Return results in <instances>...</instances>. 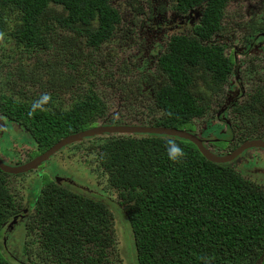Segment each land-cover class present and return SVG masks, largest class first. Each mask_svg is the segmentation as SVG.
Returning a JSON list of instances; mask_svg holds the SVG:
<instances>
[{
	"label": "trees",
	"instance_id": "obj_1",
	"mask_svg": "<svg viewBox=\"0 0 264 264\" xmlns=\"http://www.w3.org/2000/svg\"><path fill=\"white\" fill-rule=\"evenodd\" d=\"M176 2L183 10L205 7L198 31L209 35L217 29L225 0ZM58 6L66 14H56ZM111 14L104 0H0V45L13 46L8 52L0 47V114L24 128L39 153L98 124H123L108 116L106 103L92 91L90 77H98L95 56L63 48L66 42L53 36L54 29L65 26L95 43L86 47L96 46L110 33L112 21L104 17ZM229 59L219 47L175 36L158 62L163 78L148 93L151 106L161 110L153 125L182 130L193 120L210 119L222 103L223 91L217 92L232 72ZM257 82L244 103L230 108L241 139L237 145L264 127V80ZM26 83L53 94L26 90ZM62 92L68 94L64 99ZM168 140L184 149L180 160L168 159ZM75 146L77 151L84 147L85 165L96 174L98 166L103 174L85 186L97 183L98 193L115 196L106 200L44 182L30 224H24L26 259L19 260L2 237L25 207L12 189L15 175L0 171V264H123L114 232L122 214L136 264H264V189L236 170L237 160L212 163L191 142L157 134L97 135Z\"/></svg>",
	"mask_w": 264,
	"mask_h": 264
},
{
	"label": "flooded vegetation",
	"instance_id": "obj_2",
	"mask_svg": "<svg viewBox=\"0 0 264 264\" xmlns=\"http://www.w3.org/2000/svg\"><path fill=\"white\" fill-rule=\"evenodd\" d=\"M104 2H105V6L112 13L111 15L104 17L106 20L112 21V28L110 30V33L107 35V37L101 42L97 43L96 46L91 45V47H86L87 44L90 45L95 43H89L88 41L85 42L83 38L77 37L75 35V32L72 31V29H70L69 27L58 26L56 29H54L56 32L55 34H53V36L66 42V46L63 48H70V50L73 49L79 50V53L85 51L86 54L93 55L95 53L110 51L112 45L114 44L117 45L116 51L122 49L127 51L135 50V49L138 50L141 47L140 46V44L142 43L141 40L145 39V44L143 48L138 52V55L140 56L139 62L142 63V61H144L148 65L154 63L157 65L160 58H162L165 52L168 50L169 44L175 36L183 35V37L187 39L195 40V43L197 44H204V45L208 44L210 46L219 47L223 56H225L227 59H229L230 56L233 58L234 65L232 67V72L227 76L229 77L228 81L225 84H222L221 89H219L217 92L219 93L223 91L221 96L222 103L219 106L214 107L210 115V119H206V122H204L203 124L200 123L199 119H196V121L193 120L192 124L194 125L196 135L202 139L203 144L205 146L215 143H224L225 147L223 148L224 150L221 152V155L230 153L226 151L227 147L230 145L236 149L244 142H248V141L264 142V127L262 128L257 127L255 129V132L253 131L251 132V136L248 139L243 140L237 145V142L241 141V139L238 134V131L232 126L231 115H230L231 113L230 108L235 103H237V101H239L240 103H244L247 100V93L251 91L252 87L256 86V83H258L257 81L255 82L253 81V83L249 85L250 77L254 75L259 76L258 73L264 70L263 62H261V60L264 58V19L262 18V16H264V0H225V4L223 5L222 8V13H221L222 15L219 18L217 29L211 30L209 35L203 31H198V27L201 24L203 12L205 10V7H203L200 4L195 5L193 8H188L186 10H183L178 7L177 5L178 2H176V0H173L172 10H169L165 5V3L163 2V0H141V1L140 0H104ZM135 3L139 6L137 16L140 18L139 20V23L141 24L140 29L145 28V32H146L145 37L136 38L131 28H127V29L125 28L121 36L115 37L116 32L119 30V26L123 23L126 13L130 12V10L132 9ZM229 3L232 4L233 9L238 4H244V8H243L244 20H241L240 15L234 14L232 11L231 14L227 15V17L231 21V24L223 23L222 18H223L224 9L228 6ZM154 4H158L161 6L154 7ZM61 8H62L61 6H58V8L56 9V14L57 13L66 14L64 9ZM169 11H170L169 19L162 18ZM258 16H260L262 20H259ZM91 26L95 27L97 26V24H92ZM206 36L209 37L205 38ZM112 39H117V41L113 42ZM123 40L128 42L127 46L125 47H122L120 45V42ZM78 42L81 44V47L79 48L73 47ZM93 65L97 67L96 63L94 62ZM140 67L141 66H139L138 70L144 72L145 70H142ZM260 80H264V79H260ZM202 82L198 83L199 86H202ZM28 84L29 83H26L25 85L28 86ZM211 85L213 86V83H211ZM41 86L31 83L28 87H32L33 90L34 89L39 90ZM148 87H150V79L148 78V74L145 75L143 74V77L133 85L132 87L133 93L131 95H135V94L145 95L144 93L145 89H147ZM155 87L156 86L151 87L149 90L152 92L153 88ZM41 89L46 90V92L53 94L50 88L44 87ZM198 94H200V91H198ZM210 97L212 100L215 99L214 95ZM148 98L150 99V97ZM148 103L151 104V101ZM222 108H225V111L219 114L220 109ZM108 116L113 118V120H116L118 119L119 115L115 116L108 114ZM227 117H229V119ZM119 119H121L123 124H119V125L104 124V126H136V125L126 124V122L128 121L122 120V118ZM135 120L146 123V121H144L143 119L137 118ZM214 121L218 123H223L225 125V129L223 132L218 133L213 131L214 129H212V122ZM98 125H103V124H98ZM21 128L22 127L16 125L13 122V120H9L8 118L0 114V140L4 138V136L11 133H20L19 135H22V133H25L26 130L24 128L22 129ZM19 130L20 132H18ZM104 134H110V133H103L100 134L99 136H102ZM132 135H137V133H134ZM215 139L218 140L215 141ZM76 143L69 145V146H73L71 149L74 148L78 149V147L75 146ZM63 148L55 152L48 159H50L51 157H55V154L58 155L60 152L63 151ZM234 148L232 149V151L234 150ZM253 152L255 153L257 152L259 155L264 156L263 149L252 148L245 150L234 160H237L238 163L243 161L245 164V162H248V160L254 157L252 155ZM22 158L24 159V162L21 161L18 163V165L26 163L27 161L31 160L34 157H30L31 158L30 159L26 155ZM40 166L29 172L17 174L15 175L14 179L12 178L13 179L12 184H14L13 188L16 194H19L18 190L20 188L22 189L25 188L26 192L23 193L24 197L22 201L25 209H23V211H21L19 215L13 217L12 220L15 219V222H13L11 227H7L8 225L5 227L3 232L4 235L2 237L4 246L7 240H11L10 235L14 233L15 229L18 226H20L22 222L25 225L30 224L31 209L29 208V204L33 198H34L33 201H35L36 197L40 192L38 191L39 178L42 177V175L41 176L38 175L39 174L38 168ZM51 168L54 173V175L51 174V180L57 185L63 187H69V188L71 187L76 188L80 190V192H77L79 194H81V191L94 193L91 188L85 186L86 182L78 178L74 179L73 176L74 174H68L65 171H61V169L56 168L54 164L51 165ZM253 170L255 174L264 173V168H254ZM253 170L247 171L248 175L251 172L250 175L252 181L264 189V179L261 180L263 181L261 184L259 180L253 177L254 176ZM96 188L98 189V185ZM101 188H102V184H101ZM106 194H108V192ZM21 243L23 246L24 241L23 240L22 242L20 241L19 245ZM7 250L10 252L8 248ZM19 255L25 256L24 249H23V253L21 252L20 254H18L16 251L11 256L18 258L19 260H24Z\"/></svg>",
	"mask_w": 264,
	"mask_h": 264
},
{
	"label": "rangeland",
	"instance_id": "obj_3",
	"mask_svg": "<svg viewBox=\"0 0 264 264\" xmlns=\"http://www.w3.org/2000/svg\"><path fill=\"white\" fill-rule=\"evenodd\" d=\"M141 1V0H140ZM165 5L169 10H172L173 6V0H163ZM161 5L154 4V7H158ZM243 8L244 4H238L234 7L231 3L228 4V6L224 9L223 13V23L224 24H231L230 19L227 17L228 14H231L232 11L234 14H238L241 17V20H244L243 17ZM139 6L135 3L130 10V12H127L123 23L119 26V30L116 32L115 37H119L123 34V30L126 28H131L133 31V34L138 37H145L146 32L145 28L140 29L141 24L139 23L140 18L137 16L138 14ZM170 17V11L167 12L162 18L169 19ZM161 18V17H158ZM264 19V16H262ZM260 16H258L259 20H262ZM112 41H117V39H112ZM142 43L140 44V48L138 50H119L116 51L117 45L114 44L111 47V50L108 52H100L93 54L95 57L93 58V62L96 63V75L98 77H90V82L93 84L94 90H92L98 98L103 100L107 108L106 110L109 111L110 115L118 116L119 118H122V120H126V124L136 125V126H150L154 127V123L152 122L153 119L161 116V110L157 108H153L150 102L149 97V89L151 87L157 86L160 83V79L157 73H159V70L157 69V65L151 64L148 65L144 61L139 62L140 56L138 55V52L143 48L145 44V39L141 40ZM2 42V41H1ZM127 41L123 40L120 42V45L122 47L127 46ZM2 48L6 49L7 52L13 49V46L9 43L2 42L1 45ZM73 47L79 48L81 47V44L78 42ZM147 48V47H146ZM85 52V51H84ZM114 52V53H111ZM43 59H47L46 56L43 55ZM52 61L54 59L51 58ZM263 62L264 66V58L261 60ZM143 64V65H142ZM139 66L142 70H145L144 72L139 71ZM138 67V68H137ZM111 72L110 77H105L103 75L104 72ZM44 79H46V72L44 70H41L40 72ZM143 74H148V78L150 79V87L145 89V95L135 94L131 95L133 93V85L139 81ZM259 76L254 75L250 77L249 85L253 83V81H258L260 79H264V70L258 73ZM86 85V83H85ZM82 89H86L87 87L82 85ZM247 87V86H244ZM249 87V86H248ZM248 89V88H247ZM62 98L68 96L67 93L62 92L60 94ZM60 102L62 100L60 99ZM221 110V109H220ZM225 109L221 112L223 113ZM220 113V114H221ZM143 119L145 122L142 121H136L135 119ZM229 119V117H227ZM196 121V120H195ZM205 121L204 119L200 120V123L203 124ZM148 123V125H147ZM198 123V121H197ZM182 130H185L187 132L196 134L194 125L192 123H188L184 125ZM212 129L215 132H223L225 129V125L223 123L218 122H212ZM179 130V129H177ZM20 132V131H18ZM217 133V134H218ZM20 133H11L4 138L0 140V158L2 161L8 165V166H16L19 162L24 161L22 157L28 156L30 157H36V155L39 154L37 149L35 148L34 141L30 138L29 134L22 133V135H19ZM218 139H215L217 141ZM224 140V139H223ZM225 147L224 143H215L208 145L207 148L210 149L211 152L214 154H220L224 150ZM84 147L82 146L80 150L76 152V149L71 148H63L62 152H58L59 154L55 157H51L46 162H44L39 168V174H42V177L39 178V185L38 188L44 183L51 180V174L54 175L51 165L54 164L56 168H60L61 171H65L68 174H74V179H81L82 181L86 182L88 185H92L97 179L103 176L102 172L100 171L99 167L97 166V174L95 172H92L88 166L85 165L84 158H83V150ZM86 153L87 150H84ZM254 157L248 162H237L238 165L236 166V170L241 172L244 176L251 178V172L248 175L247 171H251L254 168H264V156L259 155L257 152H253L252 154ZM22 156V157H21ZM90 158V159H89ZM95 162V159H93ZM88 161H91V157H88ZM97 165V164H96ZM93 166L95 164L93 163ZM45 170V171H44ZM64 173V172H63ZM254 178L259 180L262 184L264 179V173L255 174L253 170ZM41 176V175H40ZM52 182V180L50 181ZM105 183V182H104ZM103 184V183H102ZM98 185L97 183H94V186ZM14 184H12V189ZM29 191V190H28ZM35 191V190H34ZM38 191H40L38 189ZM92 191L96 196L103 197L104 199L108 200L113 198L115 194H111V197L108 195L98 193V189L95 187H92ZM19 198H22L23 201V193L26 192L25 188H20L18 190ZM34 198L31 200L29 204V208L31 210L34 209ZM23 205V202H21ZM24 207V205H23ZM123 218V219H122ZM121 217H117L114 223V232L116 234V246L118 247L117 250L120 252V257L123 261V264H136V259L130 239V231L128 227V223L125 219V216L122 214ZM9 239V238H8ZM11 240H7L6 245L7 248L10 250L11 255L14 254V252L17 251L18 254L21 252L23 253V246L22 243L19 245L20 241H24L25 239V227L24 223L22 222L20 226H18L14 233L10 235ZM22 248V250H21ZM125 248L127 249L125 251ZM132 255V256H131ZM22 259H25V256L19 255ZM131 256V257H130Z\"/></svg>",
	"mask_w": 264,
	"mask_h": 264
},
{
	"label": "water",
	"instance_id": "obj_4",
	"mask_svg": "<svg viewBox=\"0 0 264 264\" xmlns=\"http://www.w3.org/2000/svg\"><path fill=\"white\" fill-rule=\"evenodd\" d=\"M225 108L220 110V113ZM219 113V114H220ZM218 114V115H219ZM103 133H117V134H157V135H165V136H172L181 138L191 142L198 150V152L204 157L207 161L216 163V164H223L229 163L237 158L241 153H243L247 149L258 148L264 150V142L260 141H248L242 143L238 148L234 149L228 154L225 155H217L212 153L208 148L205 147L201 138H199L196 134L187 132L185 130H177L174 128H166V127H150V126H104V125H97L95 127L87 128L86 130L68 135L54 145H52L48 150L44 151L40 155L34 157L33 159L29 160L28 162L17 165V166H8L6 165L0 158V171L3 173H8L11 175H17L21 173H26L31 170L36 169L40 166L43 162L47 161L50 156H52L55 152L59 151L63 147L73 144L76 142H80L83 138L94 137L96 135H100ZM15 219L12 220L8 224L7 227H11Z\"/></svg>",
	"mask_w": 264,
	"mask_h": 264
},
{
	"label": "clouds",
	"instance_id": "obj_5",
	"mask_svg": "<svg viewBox=\"0 0 264 264\" xmlns=\"http://www.w3.org/2000/svg\"><path fill=\"white\" fill-rule=\"evenodd\" d=\"M10 44V43H9ZM12 45V44H11ZM1 47V45H0ZM158 66V64H157ZM158 69V67H157ZM159 70V69H158ZM162 73V70H159V79L160 78H163V76L161 75ZM30 91H34V90H37V89H34L32 87H27L26 90H29ZM19 126V125H18ZM22 129V128H21ZM20 131V130H19ZM167 148H166V152H167V157L170 161H178L180 160L183 156H184V149L179 145L177 144L174 140H168L167 142ZM40 155V154H39ZM33 159V158H32ZM2 160V159H1ZM28 162V161H27ZM24 164V163H23Z\"/></svg>",
	"mask_w": 264,
	"mask_h": 264
}]
</instances>
